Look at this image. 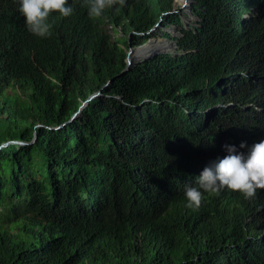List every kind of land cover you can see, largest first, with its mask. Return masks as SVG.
I'll return each mask as SVG.
<instances>
[{"label": "trees", "instance_id": "16d2710c", "mask_svg": "<svg viewBox=\"0 0 264 264\" xmlns=\"http://www.w3.org/2000/svg\"><path fill=\"white\" fill-rule=\"evenodd\" d=\"M18 2L0 0V264H264V188L185 196L225 143L262 139L264 0H196L178 49L127 70L152 20L184 25L175 0H118L105 18L69 0L47 37ZM121 20L132 42L104 26Z\"/></svg>", "mask_w": 264, "mask_h": 264}, {"label": "clouds", "instance_id": "9594fccd", "mask_svg": "<svg viewBox=\"0 0 264 264\" xmlns=\"http://www.w3.org/2000/svg\"><path fill=\"white\" fill-rule=\"evenodd\" d=\"M71 1L76 3V0ZM87 2L90 17L102 16L105 18L108 14L104 13L105 9L113 7L117 0H87ZM119 3L123 4L124 0H119ZM18 10L24 16L27 30L40 37H47L52 34L53 26L50 22V16L54 11H58L64 17L71 16L75 11L69 0H19ZM111 11L114 12V10ZM250 17V13L244 14V18ZM199 18L201 21V17ZM186 25L184 20V28L191 27ZM128 51L129 49L127 50V62ZM127 68L129 69V64ZM75 113L73 116L77 115ZM259 137L262 138L260 141L250 142L249 146L246 141H241L239 146L225 143L223 147L227 154L209 161L199 173L197 182L186 186L187 206L199 208L205 193L219 194L220 190L225 187L242 192L247 199L255 197L257 189L264 188V133ZM13 141L18 142L19 140ZM10 142L12 140L1 143L0 149ZM244 148L248 149L246 153L241 151Z\"/></svg>", "mask_w": 264, "mask_h": 264}, {"label": "rangeland", "instance_id": "374dc122", "mask_svg": "<svg viewBox=\"0 0 264 264\" xmlns=\"http://www.w3.org/2000/svg\"><path fill=\"white\" fill-rule=\"evenodd\" d=\"M195 3H196V0H191V2L189 0H175V2H174V7L176 8L175 11L179 12L182 16H184L183 19L185 20L187 27L195 26L197 24V22L200 21V18L198 16H195L192 13V11L194 10V4ZM117 4H118V0H117V3L113 6L114 11L117 10L116 9ZM170 12L163 13L162 18L159 21H157L158 19L155 21L152 20L151 21L152 28H150L146 32L141 31L145 35L141 36L140 38H143V39L145 38V40H142L141 44H138L140 42H136L138 45H131L130 44V46L128 47L129 51L132 50L133 54H134L135 50H137L140 46L147 44V43H150L151 45L159 46V45H161V43H158L160 40L169 41L168 44H170V50L175 49L173 51H176L178 49V40L176 38L177 37L180 38L183 36V34L181 32V27H184V26H182V25L171 26L170 24H167V25L165 24L166 27H164L163 21L167 20V19H165V16H167ZM121 21H122L121 24H116L115 28H113V26L110 22L104 23V26L108 30L109 34H111V40H115L116 38H121V37L126 36V37H128V41L132 42L133 36H137V33H138L137 31H140V30H136V29L131 28L128 31H126L125 29H123L124 21L123 20H121ZM172 31L175 34H173ZM165 32H169L171 34V36L166 35ZM164 37H165V39H163ZM167 37L170 38L171 40H168ZM159 49H163V48H159ZM129 51H128V53H129ZM133 54H132V58L135 57ZM137 59L139 60L141 58H137ZM129 68H130V66H129ZM107 84H108V82H106L104 84V87L107 86ZM98 92H101V89L94 92L93 94L98 93ZM86 103H84V104H86ZM204 121H205V119L202 120V123Z\"/></svg>", "mask_w": 264, "mask_h": 264}, {"label": "water", "instance_id": "95a60500", "mask_svg": "<svg viewBox=\"0 0 264 264\" xmlns=\"http://www.w3.org/2000/svg\"><path fill=\"white\" fill-rule=\"evenodd\" d=\"M173 33V32H172ZM174 34V33H173ZM163 39H165V38H163ZM169 39V38H168ZM169 40H171V39H169ZM177 43V42H176ZM174 49H171V50H164V49H159V48H156V49H154L149 55H144V56H140V57H137V58H141V59H148V58H150V57H152V56H155V55H157L158 53H162V52H174L173 51ZM132 54H133V51L132 50H130L129 51V53H128V64H129V66L131 67L132 66V64L135 62V60L137 59V58H132ZM100 92H98V93H95V94H93V95H91L89 98H88V101L91 99V98H93V97H95L97 94H99ZM87 101V102H88ZM85 103V102H84ZM84 103L82 104V106L84 105ZM81 106V107H82ZM76 114H78V112L77 113H75V115Z\"/></svg>", "mask_w": 264, "mask_h": 264}, {"label": "bare ground", "instance_id": "6f19581e", "mask_svg": "<svg viewBox=\"0 0 264 264\" xmlns=\"http://www.w3.org/2000/svg\"><path fill=\"white\" fill-rule=\"evenodd\" d=\"M156 48H157V47H154V48L152 49V51H153L154 49H156ZM164 50H168V49H164ZM152 51H151V52H152ZM151 52H150V53H151ZM150 53H149V54H150ZM149 54H148V55H149Z\"/></svg>", "mask_w": 264, "mask_h": 264}]
</instances>
